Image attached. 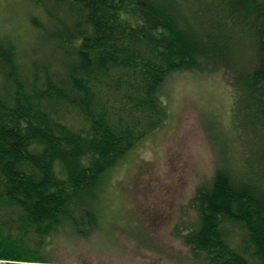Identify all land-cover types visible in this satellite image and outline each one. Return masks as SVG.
<instances>
[{
    "label": "trees",
    "instance_id": "trees-1",
    "mask_svg": "<svg viewBox=\"0 0 264 264\" xmlns=\"http://www.w3.org/2000/svg\"><path fill=\"white\" fill-rule=\"evenodd\" d=\"M35 5L43 46L0 31V264L59 262L48 237L96 229L110 172L170 121L166 86L188 70L238 97L209 121L214 172L178 207L181 255L264 264V0Z\"/></svg>",
    "mask_w": 264,
    "mask_h": 264
},
{
    "label": "rangeland",
    "instance_id": "rangeland-1",
    "mask_svg": "<svg viewBox=\"0 0 264 264\" xmlns=\"http://www.w3.org/2000/svg\"><path fill=\"white\" fill-rule=\"evenodd\" d=\"M35 6V0H0V31L28 49L42 45L30 28V16H40ZM237 92L221 72L175 73L165 91L170 121L110 172L96 229L48 237L46 248L59 261L52 264H189L181 255L188 247L173 233L178 207L213 174L209 121L229 119Z\"/></svg>",
    "mask_w": 264,
    "mask_h": 264
}]
</instances>
